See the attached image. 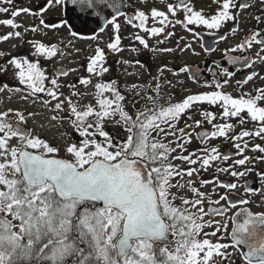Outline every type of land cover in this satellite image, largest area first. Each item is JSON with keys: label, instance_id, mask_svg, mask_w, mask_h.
Instances as JSON below:
<instances>
[{"label": "snow or ice", "instance_id": "obj_1", "mask_svg": "<svg viewBox=\"0 0 264 264\" xmlns=\"http://www.w3.org/2000/svg\"><path fill=\"white\" fill-rule=\"evenodd\" d=\"M53 4L65 9L70 4V10L77 19L93 17L98 24L103 21L104 25H111L114 35L110 36L111 42L107 48L110 52L122 50L118 17L124 14L119 11L117 0H47L46 7L40 9V13L50 9ZM13 5L14 0H0V13H10L11 16L0 20V24L12 29L20 27L14 18L21 14H40L27 7L17 9ZM178 7H183L185 16L183 21L177 19V24L202 25L214 30L220 29L223 22L235 19L231 9H246L249 5L223 0L221 10L208 19L201 12L193 11L184 0H180V4L175 7L168 5L167 12L175 16ZM150 17L153 22L158 21L160 26H146L150 18L143 10L135 11L133 16H126L125 23L151 37L162 36L158 40L161 44L175 34L167 31L165 21L168 16L164 11L153 8ZM256 19L258 23L261 22L260 17ZM40 24L45 28L67 26L71 35H77L72 31L70 21L47 25L41 19ZM30 31L35 33L37 28L32 27ZM99 31L104 32L105 27L100 26ZM192 34L196 35L195 32ZM14 35L20 37L21 33L16 31ZM12 36L10 32L0 39L6 41ZM259 36L260 32L251 34L237 47L243 52L246 46L251 47L253 43L264 45V39H257ZM134 39L145 48L148 47L145 38L134 35ZM29 43H32L37 56L57 55L54 44L46 47L44 43ZM191 47L190 44L181 46L180 41H177L180 52ZM161 51L173 52L174 49L163 48ZM231 51L235 52L237 48ZM261 51L264 52V48ZM104 61L105 53L97 47L89 61L88 72L96 76L108 72L109 69L103 66ZM261 61L264 62V56ZM240 62L239 57L229 60L232 64ZM7 63L19 70L16 78L24 86L23 89L16 87L11 91L20 93L24 100L44 93L51 100H44L43 103L48 105L51 101H58L54 110L62 111L63 101L60 98L65 94L58 91L62 85L56 79L50 81L53 88H46L47 77L36 63L26 58H12ZM243 63L252 66L247 57ZM5 70L0 67V71ZM159 71L163 73L164 69ZM180 71L189 72L191 69L181 67ZM221 74L229 75L226 72ZM257 75L252 73L245 80L237 81V84H247ZM90 82V79L81 78L78 83L88 86ZM153 82L152 87L132 85L135 94L147 101L137 108L134 115L127 111L126 96L118 87H113L116 81L96 83L95 105L86 104L84 110H79L78 105L69 99L68 119L82 138L79 142L65 144L64 152L70 159L59 155L58 146L22 129L19 126L25 122L22 113H14L17 118L15 121L8 119V112L0 114V264H218L217 258L220 261L227 260L231 256L227 250L237 245L248 249L243 253L247 264H264V214L254 215L247 209L236 213L230 218L233 225L230 235L232 243H224V237L218 233L222 230L226 232L229 225L212 217L225 215V208H236V203L206 210L203 207L206 193L194 186L191 179L183 183L176 179H184L185 176L191 178L199 169L189 167L185 170L174 163L177 160L188 165L199 163L206 170L210 161L226 162L230 159L228 155H221L215 146L203 147L200 150L203 156H198L196 152L183 154L187 151L191 133L186 128H179L178 123L186 115L188 120L192 119L188 111L194 105L207 103L220 106L223 118L239 117V123L243 125L246 119L241 114L246 112L247 117L260 125L255 132L245 130L238 136H229L228 130H233L234 124H213L214 114L211 111L202 112L207 123L217 130L197 133V136L231 139L237 155L242 156L233 163L244 166L250 160L243 155L247 142L242 147L237 141L243 137L264 136V106H259L260 102H264V88L258 89L259 94L254 96L241 93L240 98H233L220 90L189 94L181 102L172 103L169 99L165 106L159 103L165 85L159 76L153 77ZM227 83V80L223 81V84ZM165 84L173 87L171 81H165ZM69 87L76 88V85ZM221 87V82L216 81V88ZM5 88L8 85L0 88V91ZM148 92L155 95H147ZM105 93H110L111 98L105 97ZM81 95L80 91L71 92L74 97ZM91 117L95 119L90 122ZM52 119L60 118L53 116ZM107 121L123 125L127 132L126 138L117 140L109 135L104 128ZM195 125L201 126V121L196 120ZM168 137L176 139L166 143ZM13 140L16 142L12 143ZM177 149L181 152L178 153ZM253 150L264 152V147L256 145ZM218 171L240 177L249 169L238 172L220 167ZM208 183L201 179L200 187ZM216 183L221 188H237L235 183ZM188 193H191L192 198H189ZM227 199V195H219L215 200L210 199L209 204L219 206L221 201ZM241 203L247 204L248 201L242 200ZM241 216L243 221L238 223L237 217ZM205 228L213 230L204 231ZM209 237L216 239L211 240Z\"/></svg>", "mask_w": 264, "mask_h": 264}, {"label": "flooded vegetation", "instance_id": "obj_2", "mask_svg": "<svg viewBox=\"0 0 264 264\" xmlns=\"http://www.w3.org/2000/svg\"><path fill=\"white\" fill-rule=\"evenodd\" d=\"M120 4L119 11L124 15L118 17L120 23L121 37V51L110 52L107 48V44L110 41V36H113L111 25H104L103 21L99 24L93 17L80 18L72 17L70 15L64 16L62 6H53L40 13V9L46 7L47 0H14V7L19 9L27 7L38 15L21 14L14 18L15 22L20 25L18 29H12L8 26L0 24V38L8 33H13V36L8 40L0 39V67L5 68V71H0V88L4 85H8L3 91H0V103L7 99L9 94L18 96L21 99L20 93H15L10 89L20 87L16 78V73L19 71L13 66L8 65V61L12 58H26L31 63H36L44 72L47 80L45 81V87L50 88V81L52 79L62 80L70 76V69L62 64H55L58 55L55 57L37 56L35 54L34 47L29 41H35L38 43H44L46 47L56 45L57 54L63 52L59 50L66 37H80L86 41L94 40L92 37H96V47H100L105 53V61L103 66L108 68L109 71L103 73L102 76H96L88 72V65L80 67L82 71L81 76L90 81L96 83H110L116 81L113 87H118L119 90L127 98V111L131 114H135L137 108L143 106L147 101L141 99L140 95H136L132 89L133 84L147 85L152 87L153 77H160L161 83L164 84V88L160 94L159 103L162 105L167 104L169 99L172 103L181 102L189 94H200L211 92L213 90H220L226 94L231 95L233 98H240L241 93H248L250 95H258V89L264 88V62L261 61V57L264 56V52L261 51L264 45H256L253 43L251 47H245L241 52L238 45L244 43L251 34L260 32L261 36L257 39H264V3L261 0H234L236 4L246 3L249 5L246 9L233 8L231 13L235 16L232 21H225L222 23L220 29L208 30L202 25H189L185 26L183 23L177 24L176 20H184L185 12L183 7H178L176 15L173 16L167 12L168 5L175 7L180 4V0H117ZM184 3L193 9V11H199L206 18H210L221 10L223 0H184ZM13 6H9L10 8ZM155 8L159 11H164L168 16V20L165 21L167 25V31H173L175 34L165 40L164 43H158L161 37H151L139 28H133L131 25L125 23L126 16H133L135 11H145L149 15V22L146 26H160L158 21L153 22L150 17L151 10ZM106 11H112L107 9ZM28 16L32 22L29 24L31 27L25 29V23L23 21L24 16ZM256 17H260L261 22H257ZM11 18L10 13H0V20ZM110 18V17H107ZM43 19L47 25L61 24L63 21H70L72 25V31L77 33L76 36L71 35V32L67 26L62 27H48L45 28L40 24V20ZM29 23V22H28ZM138 23V21H134ZM104 26L105 31L100 32L99 27ZM32 27H36L37 31L33 33L30 31ZM236 31L233 32L232 29ZM19 31L20 37H16L14 33ZM195 32L196 35L192 33ZM29 34V35H28ZM134 35H139L145 38L148 47L145 48L139 44V41L134 39ZM224 39H221V37ZM183 37L181 40L180 38ZM14 39L13 41H10ZM16 39V43H15ZM180 41V45L190 44L192 47L186 49L184 52H180L177 49V41ZM12 43V44H9ZM64 48L66 46H63ZM163 48H172L173 52H163ZM232 48H237V51H231ZM135 49V50H133ZM194 50V51H193ZM87 52L95 51L93 46H89L86 49ZM259 53V55H258ZM233 57H239L241 62L237 64L229 63V60ZM249 58V62H252V66L248 67L243 63L244 58ZM127 61L128 63H125ZM89 64V63H87ZM181 67H188L191 69L189 72H181ZM163 68L164 72L161 73L159 69ZM99 70V66L97 67ZM67 75H62V73ZM229 73V75H222L221 73ZM175 73V75H174ZM252 73L258 75L254 77L252 81L247 84L238 85L237 81H243L246 77ZM198 77V79H193ZM227 80V84H223V81ZM165 81H171L173 87H169L165 84ZM216 81H220L222 87L216 88ZM76 85V84H75ZM137 89L136 91H138ZM105 97L111 98L110 93H105ZM147 95H155L153 92H148ZM29 100L43 102L44 100H51L50 97L44 93L37 94L36 98L29 97ZM24 100V99H22ZM259 106H264V102H260ZM203 111H211L214 115H220L223 109L220 106H210L207 103L194 105L192 109L188 111V115H191L192 119L188 120L187 115L182 118L179 123V128H186V131L191 133L190 143L186 145L187 151L183 152L184 155H191L196 152L198 156H203L204 153L200 150L203 147L215 146L221 155H228L230 159L226 162L215 161L211 162L209 167L205 170L198 163L196 166L199 169L198 172H194L193 176H196L194 186L198 187L200 191L206 193L203 207L207 210L209 208L215 210L217 207H225L236 203V208H225V215L212 217L222 223H227V231H221L219 236H223L224 243L231 244L230 235L232 231L231 217L236 213L242 212L243 209H247L251 213L264 214V152L259 150H253L256 145L264 147V136L257 137H243L238 143L243 147L247 142V147L244 148L243 155L250 158L244 166L235 165L233 163L236 159H241L242 156L237 155V149L234 147L231 139L225 140L222 137H207L203 138L197 136V133L212 132L217 129L210 126L207 120L202 116ZM4 113L0 111V114ZM246 122L241 125L239 123V117L226 118L229 123L235 125L233 130H228V135H239L242 131L255 132L259 128L258 122L252 121L250 117H247V113H242ZM8 119L15 121L14 118L8 117ZM200 120L201 126L197 127L195 121ZM187 122V124L185 123ZM191 125V127H187ZM22 129V125H19ZM112 126L115 129L114 134L112 131L107 133L113 134V137L117 140H123L127 136V132L124 130L123 125H117L112 122ZM179 135V134H178ZM174 137H168L165 141L175 140ZM188 139L187 136L184 137ZM80 140V139H79ZM183 142V141H181ZM173 146H175L173 144ZM177 152H181L177 149ZM176 153H173L175 155ZM175 164L186 162L174 161ZM188 165V164H187ZM220 167H228L230 170L238 172H245L244 176L233 177L229 173L218 171ZM209 181L208 184L200 187V181ZM219 184L235 183L236 189L221 188ZM207 194H211L210 196ZM189 198H192L191 193H188ZM219 195H227L226 201H221L219 206L215 204H209V200H215ZM242 200H247V204L241 203ZM176 203H179L177 201ZM192 211H195L192 209ZM209 219V217H205ZM243 217H237V222L242 223ZM211 228H205L204 231H212ZM202 238V236H201ZM171 239V237H170ZM211 240H215L216 237H209ZM228 252L231 256L225 261H220L218 264H247V261L243 259V252L236 248L230 247ZM245 251V250H244Z\"/></svg>", "mask_w": 264, "mask_h": 264}, {"label": "rangeland", "instance_id": "obj_3", "mask_svg": "<svg viewBox=\"0 0 264 264\" xmlns=\"http://www.w3.org/2000/svg\"><path fill=\"white\" fill-rule=\"evenodd\" d=\"M25 23V29H29L31 26L29 25L32 21L29 20L28 16H24L23 19ZM29 22V23H28ZM29 35V34H28ZM11 39L10 41H13ZM16 43V39H15ZM9 44H12L9 42ZM61 48L63 52H58V56L55 64H62L67 66L70 69V76L66 79L57 80L58 84L62 85V87L58 90L59 92H63L65 96L60 98L62 103V111H55L54 105L58 101H51L50 104L45 105L43 102L32 101L29 99L22 100L18 96H14L9 94L7 99L0 103V111L8 112L9 116L15 120L17 119L14 115L15 112H20L25 116V122L21 123L22 127L26 131H31L34 136H39L43 138L45 141L50 143L53 146H58L60 148L59 155L63 158L70 159L71 157L66 156L64 152V146L68 143H76L79 142L82 138L78 135L74 127L71 125L68 119V115L70 112V108L68 105V100H72L74 104H77L79 110H84L83 106L86 104L95 105V82L91 81L90 85L82 86L79 85V80L83 78L81 76L82 71L79 70L80 67L84 65H88L91 57L94 56L95 51L87 52L86 49L89 46H93L96 49V40H84L80 37H66L64 38L63 44H61ZM63 46H66L65 48ZM76 84V88H70L69 85ZM50 88H53V85H50ZM55 90V89H54ZM80 91L82 95L79 97L71 96V92ZM66 97V98H65ZM57 116L60 119L53 120L52 117ZM215 118L213 120V124H223L225 122H230L226 118H223L221 115H214ZM95 117L89 118L91 122ZM212 126V124H209ZM104 128L107 131H112L114 134V128L112 126L111 121H107L104 124ZM113 134H110L113 137ZM80 139V140H79ZM16 141L13 140L12 143ZM177 165H181L185 170L189 167L197 168L196 165H187L183 163H177ZM183 183L187 179H191L194 183L196 181V176H192L188 178L187 176L184 179L176 178ZM206 200V199H205ZM205 205V204H204Z\"/></svg>", "mask_w": 264, "mask_h": 264}, {"label": "water", "instance_id": "obj_4", "mask_svg": "<svg viewBox=\"0 0 264 264\" xmlns=\"http://www.w3.org/2000/svg\"><path fill=\"white\" fill-rule=\"evenodd\" d=\"M71 7H72V6H71L70 4L67 6V9H65V8L62 6L64 16L70 15V16H72V17H76L75 14L70 10ZM161 246H163V245H161ZM238 249L241 250V252H243V253H246V252L248 251V249H247L245 246H243V245H238ZM244 250H245V251H244ZM243 253H242V254H243Z\"/></svg>", "mask_w": 264, "mask_h": 264}]
</instances>
